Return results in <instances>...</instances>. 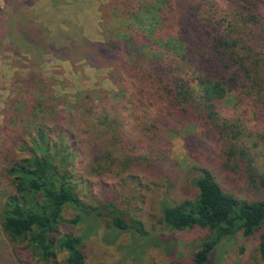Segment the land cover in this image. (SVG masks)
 <instances>
[{"label":"trees","instance_id":"obj_1","mask_svg":"<svg viewBox=\"0 0 264 264\" xmlns=\"http://www.w3.org/2000/svg\"><path fill=\"white\" fill-rule=\"evenodd\" d=\"M188 1L142 0L132 6L131 1L124 0L120 8L119 0H113L110 8L114 19L105 13L107 26L104 23L101 42L82 37L55 45L24 31L22 44L31 50L41 48L72 64L84 60L95 68L111 67L117 90L112 97L120 94L123 98L129 90L137 105L147 107L128 125L109 92L102 98L106 100L103 111L92 119L86 117V102L77 98L75 109L79 112L68 116H79V121L71 124L63 111L56 114L50 108L53 95L36 91L41 96L34 101L36 105L31 104L28 117L35 119L34 123L21 132L20 151L25 155L14 159L9 167L13 193L2 203L1 224L11 241L24 243L43 262L54 261L58 253L65 252L64 264H86V235L59 233L58 226L65 222L76 224L86 219L91 221L92 231L106 215L111 230L119 233L133 229L140 236L147 235L140 221H127L112 203L82 205L76 193V180L82 171L91 168L94 172L99 167L100 173L110 172L116 163L124 169L143 162L157 165L165 156L158 150L162 130L174 131L185 121L203 124L223 140L238 139L245 129L240 118L227 119L221 113L229 94L233 95V109L241 108L243 100L251 98L254 113L260 111L258 99L264 96V0ZM168 14L176 23L173 28L168 27ZM127 78L133 89L125 87ZM87 94L80 92L77 97L91 98L94 92ZM86 120H94V126L108 133L111 141L123 145L126 151L118 161L116 154L100 146L99 152L89 155L88 163L82 164V155L86 157L83 142L72 125L81 126ZM247 152L245 147H230L227 155L247 157L251 184L264 188V174L257 172ZM198 171L192 179L197 190L193 200L162 205L164 227L210 232L194 252L193 264H209L219 243L238 232L247 238L258 236V254L264 261V200L225 192L208 166ZM65 206L78 211L67 221L63 217ZM142 246L138 244L136 251ZM129 253L137 254L133 247Z\"/></svg>","mask_w":264,"mask_h":264},{"label":"rangeland","instance_id":"obj_2","mask_svg":"<svg viewBox=\"0 0 264 264\" xmlns=\"http://www.w3.org/2000/svg\"><path fill=\"white\" fill-rule=\"evenodd\" d=\"M112 1L0 0V264H64L66 256L61 252L56 260L43 262L24 243L11 241L1 224L2 203L13 193L9 167L14 159L25 155L20 151L21 132L34 123L35 119L28 117L32 112L31 104L41 96L36 91L44 90L53 95L49 103L55 108L53 105L50 108L56 114L63 111L67 116L79 112L75 109L79 98L87 104V119H92L103 111L106 100L102 98L106 92L114 103H118L128 125L134 115L142 116L141 109H147L145 104L137 105L129 90L124 92L123 98L120 94L112 97L117 90L111 67L95 68L84 60L72 64L42 52L41 48L31 50L22 44L24 31L38 34L48 44L66 45L68 40L82 37L101 42L104 40L105 13L114 19V11L110 8ZM123 1L119 0L118 7H123ZM128 1L135 6L142 0ZM167 21L169 28L176 24L169 14ZM130 81L129 78L124 81L125 87L133 89ZM88 91L94 92L91 98L77 97L80 92L88 96ZM258 100L262 107L257 113H254L251 98L243 100L241 108L245 110L232 108V94L223 102L222 115L227 119L240 118L245 126L238 139L223 140L203 124L185 121L174 131L162 130L158 150L165 156L157 165L128 163L130 166L124 169L116 163L110 172L100 173L99 167L94 172L91 168L82 171L76 180L80 203L85 207L112 203L123 212L127 221L130 218L140 221L146 236H140L133 229L119 233L111 230L106 215L97 221L92 231L89 230L92 223L86 219L76 224L65 222L57 230L86 235V264H193L194 252L210 232L202 228L182 231L165 228L161 222L162 205L193 200L197 190L192 179L202 166L213 170L225 192L248 200H264V188L253 186L249 180L248 158L242 159L240 155L228 158L227 155L230 147H245L257 172L264 174V96ZM83 111L80 110V114ZM78 117L68 116L70 120L67 121L74 124L79 121ZM94 123V120H86L81 126L72 125L83 142L81 146L86 157L82 155V164H87L89 155L99 152L100 146L116 154L118 161L126 149L122 144L117 146L108 133L99 130ZM153 138L157 140V136ZM77 212L73 207L65 206L63 217L70 220ZM140 243L143 246L136 251ZM132 247L137 254L130 255ZM209 264H264L258 254V236L247 238L238 232L219 243Z\"/></svg>","mask_w":264,"mask_h":264}]
</instances>
